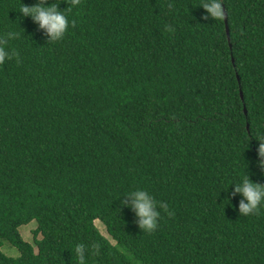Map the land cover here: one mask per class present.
Instances as JSON below:
<instances>
[{
    "label": "trees",
    "instance_id": "1",
    "mask_svg": "<svg viewBox=\"0 0 264 264\" xmlns=\"http://www.w3.org/2000/svg\"><path fill=\"white\" fill-rule=\"evenodd\" d=\"M68 2L47 0L69 20L48 43L20 13L37 0H0L19 53L0 65V248L17 253L0 264H78L81 243L85 264H264V201L242 216L232 195L264 186V0H221L228 40L204 0ZM141 189L151 234L127 196Z\"/></svg>",
    "mask_w": 264,
    "mask_h": 264
},
{
    "label": "clouds",
    "instance_id": "2",
    "mask_svg": "<svg viewBox=\"0 0 264 264\" xmlns=\"http://www.w3.org/2000/svg\"><path fill=\"white\" fill-rule=\"evenodd\" d=\"M80 3L81 0H69L67 3L69 7L67 9L71 10V8L78 6ZM46 4L47 0H37V3L32 7L22 5L20 13L25 17H30L33 23L38 24L39 28L44 30L48 38V43H54L63 39L69 27V20L65 15V10H58L59 3H52L45 6ZM172 7L171 4L168 5L170 10ZM199 7H202L207 13L204 19L223 20L225 17L221 0H204ZM71 26H76L75 20L71 22ZM165 31L174 32V29L170 25H165ZM16 38H18V34L15 32H8L0 36V65L4 64L6 60L13 58H16L17 62H19V53L6 50L8 42ZM258 140L260 141L257 150L258 156L260 157L259 166L264 170V138ZM236 194H240L243 197L239 202L240 215H259L260 205L264 201V186L258 183H252L248 176H246L242 183L234 185L232 195L235 196ZM127 196L131 199V207L136 214L139 229L149 234L154 232L158 227L157 220L160 216L155 199L147 191L142 189L132 191ZM159 208L168 212L166 204H159ZM168 214L172 215L170 212ZM99 247V244H92L93 254L98 253ZM86 250V246L82 243L75 246L74 252L78 264H85L84 253Z\"/></svg>",
    "mask_w": 264,
    "mask_h": 264
},
{
    "label": "rangeland",
    "instance_id": "3",
    "mask_svg": "<svg viewBox=\"0 0 264 264\" xmlns=\"http://www.w3.org/2000/svg\"><path fill=\"white\" fill-rule=\"evenodd\" d=\"M94 226L97 229L98 233L104 237L111 245L113 242L109 239L107 234L104 231V227L98 222L94 221ZM35 228V224L33 221L29 222L28 224L21 226L18 228V234L24 242L31 243V231ZM0 251L7 257L14 258L17 256L15 249L11 248L7 244H4Z\"/></svg>",
    "mask_w": 264,
    "mask_h": 264
},
{
    "label": "water",
    "instance_id": "4",
    "mask_svg": "<svg viewBox=\"0 0 264 264\" xmlns=\"http://www.w3.org/2000/svg\"><path fill=\"white\" fill-rule=\"evenodd\" d=\"M223 22H224V33H225L226 39L228 40V30H227V26H226V18L225 17L223 19ZM239 97H240V100H242L241 94H239ZM243 113L245 114L244 110H243Z\"/></svg>",
    "mask_w": 264,
    "mask_h": 264
}]
</instances>
